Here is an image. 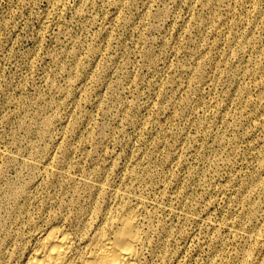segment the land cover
Here are the masks:
<instances>
[{"label": "rangeland", "instance_id": "obj_1", "mask_svg": "<svg viewBox=\"0 0 264 264\" xmlns=\"http://www.w3.org/2000/svg\"><path fill=\"white\" fill-rule=\"evenodd\" d=\"M126 213L136 264H264V0H0V264Z\"/></svg>", "mask_w": 264, "mask_h": 264}, {"label": "bare ground", "instance_id": "obj_2", "mask_svg": "<svg viewBox=\"0 0 264 264\" xmlns=\"http://www.w3.org/2000/svg\"><path fill=\"white\" fill-rule=\"evenodd\" d=\"M105 229L76 240L70 233L51 226L38 235L17 264H136L141 241L137 215L126 213L111 220Z\"/></svg>", "mask_w": 264, "mask_h": 264}]
</instances>
